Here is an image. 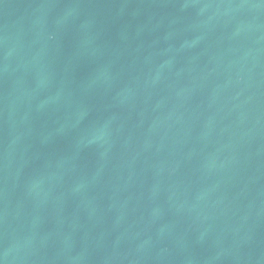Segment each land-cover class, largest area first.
Returning a JSON list of instances; mask_svg holds the SVG:
<instances>
[{
	"label": "water",
	"instance_id": "water-1",
	"mask_svg": "<svg viewBox=\"0 0 264 264\" xmlns=\"http://www.w3.org/2000/svg\"><path fill=\"white\" fill-rule=\"evenodd\" d=\"M0 264H264V0H0Z\"/></svg>",
	"mask_w": 264,
	"mask_h": 264
}]
</instances>
